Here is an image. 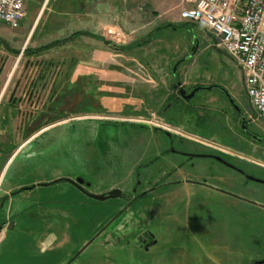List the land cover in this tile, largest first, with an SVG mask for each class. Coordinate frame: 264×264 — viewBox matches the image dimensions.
<instances>
[{
  "label": "rangeland",
  "instance_id": "374dc122",
  "mask_svg": "<svg viewBox=\"0 0 264 264\" xmlns=\"http://www.w3.org/2000/svg\"><path fill=\"white\" fill-rule=\"evenodd\" d=\"M194 2L107 0V23L102 27L105 43L101 44V53L92 52L94 48L89 53L82 48L74 51L68 41L78 37L71 34L59 39L52 36L46 38L51 41L48 44L60 41L53 45H60L58 49L52 51V46L40 50L43 47L40 46L32 48L35 52L29 54L25 49L30 46L24 45L25 27L0 23V93L2 102L11 97L16 103L21 126L17 127L18 141H21V145L25 144L42 130L63 124V127L59 126L45 134L40 145H36V151L41 150L42 144L46 145L43 149L48 148L46 153L34 157L32 161L33 170L43 169L35 175L36 178H50L54 171L60 169L68 177H82L90 182L91 192L103 193L108 187L118 185L127 193L137 177L133 157L134 150L138 148H133L136 142L133 143L131 125L123 121L107 124L110 119L95 124L72 121L80 118L99 120L104 117L146 120L193 135L187 129L177 128L170 120L158 116L174 102L167 110V118L179 110L183 116L178 121L187 124V120H190L193 126H199L202 136L195 134V137L240 154L244 152L252 160L264 165V142L244 136L240 115L221 91L201 90L196 98L175 101L177 92L173 89L176 80L173 70L177 67V75L187 89L214 83L225 86L246 118L251 120L250 129L264 136V118L258 116L251 107L242 72L235 61L217 46L214 34L203 25L179 17L176 21L165 19L168 13L180 16L181 9L193 6ZM110 30H114L115 34H110ZM38 33L36 31V35ZM87 41L86 38H79L76 43L86 45ZM108 43L116 44L119 49L110 47ZM26 90L38 94L36 103L27 105L31 114L24 119L18 107L19 96ZM3 140L4 137L0 136V141ZM139 141H145L144 148L150 144L148 136ZM109 143H113L115 148V151L111 148L110 155L104 150L105 147L110 148ZM119 154H124V160L107 159L108 155L115 158L120 157ZM168 158L175 167L184 160L172 154ZM212 163L210 159L201 158L196 160V164H199L197 169L185 167L181 172L192 174L195 178L201 174H216L218 176H214L212 183L240 194L247 201L227 198L226 194L194 184L168 187V190H174L166 197L168 218L165 224L155 223L152 227L160 240L157 249L164 252L163 259L160 258L157 264H238V253H241L245 243L250 247V261L264 258V183L245 182L234 170L216 162L211 166ZM246 169L250 174L264 179V173L250 167ZM39 189L36 192L50 193L59 203H83L89 207L85 211L91 218L104 217L123 202L122 199L108 198L100 202L88 198L68 182ZM193 195L199 197L197 204L203 218L198 227L210 217L216 232L197 230L199 209L195 208L197 204ZM163 212L156 210L160 216ZM82 221L89 224L87 219L82 218ZM208 224L211 226L210 220ZM211 235L217 241H212ZM200 236L207 237V242L197 241L196 238ZM54 238L53 233L46 234L41 239V246H55V243L51 245ZM57 242L59 246L65 245L66 235L62 233ZM216 242L219 245H211ZM27 249L32 251L34 247L29 246ZM96 250V245H92L83 254L92 261L90 264H109L110 261H115V264H138V261L151 260L156 255L153 254L154 250L150 254L137 251L130 258L124 250L108 249L105 253L109 257L106 260L108 262L104 263L96 256ZM29 252L23 250L21 257L27 256ZM17 253L18 250L15 251ZM8 257L12 258L10 255ZM16 257L21 259L19 255Z\"/></svg>",
  "mask_w": 264,
  "mask_h": 264
},
{
  "label": "water",
  "instance_id": "95a60500",
  "mask_svg": "<svg viewBox=\"0 0 264 264\" xmlns=\"http://www.w3.org/2000/svg\"><path fill=\"white\" fill-rule=\"evenodd\" d=\"M0 23H5V21L0 19ZM109 46L114 49H119V47L113 43H110ZM174 72H176V67L174 68ZM218 89L226 96L235 111L239 115H243L242 109L229 90L219 84L198 85L189 93L185 87L181 86L179 94L185 99H192L201 90L214 91ZM84 121H88L89 123L93 122L95 124L96 122L99 123L105 120L102 118L99 120L80 118L74 119L72 122ZM126 122L135 123L136 121L129 120ZM67 124L69 125L70 123ZM59 126L63 127V124H57L56 126L46 128L29 140L26 145L18 151L0 183V197L4 198V202L0 206V235L3 234V237L2 235L0 237V264H10L11 261L12 264H80L83 259L87 261L86 264H90L92 261L86 259L83 254L92 245H96V256L99 260L101 262L103 260L104 263H107L108 261L106 260L109 257L107 258L105 253L108 249L126 251L113 241L114 237H112L108 243L102 241L104 232L115 227L117 220H119L118 223L122 221L119 216L123 210L115 214L117 209L115 207L104 217L95 216L91 218L87 211H85V209L89 210V207L84 206L83 203H72L73 205H71L67 202V204H63L61 202L59 203L58 199L52 197L50 193L41 194L36 192L40 190L39 188L41 187L52 186L59 182H68L88 198L100 202L108 198L118 199L123 196V189L117 187L118 185L108 187L103 193L91 192L89 189L91 186L90 182H86L82 177H68L64 175L60 169L54 171L50 178H36L35 175L40 171L42 172L43 169H40V171L33 170L31 167L33 164L32 161L34 157L48 151V148L43 149L46 146L44 144L41 145V150L36 151V145H40V141L45 134L55 128H60ZM242 128L248 131L245 115L242 116ZM136 133L137 132L134 131L132 133L133 143L136 142V146L134 145L135 147L133 146V148H138V150H134L135 155L133 160H135V163L133 164V168H136L141 161L146 159L147 150H149L148 147L150 145L148 144L147 148H144L145 141L140 142L139 140L146 135H141L139 133L136 135ZM254 137L260 142H264V137L257 135H254ZM150 141L149 139V142ZM109 146L110 148L105 147L104 150L110 155L111 148H113L114 151L115 148L113 143H109ZM109 155L107 159H113V161H122L125 158L124 154H119L120 157L115 158ZM218 159L222 160L221 157H218ZM46 165H49V163L43 164V166ZM248 178L253 181L264 183L263 179L253 175H248ZM82 218L87 219L89 224L86 225L85 222L82 221ZM67 223L70 225V228H74L75 238L69 243L67 240L65 245L63 244L61 246H59V242H54L56 239L54 238L51 245L57 243L56 245L59 247V250L58 257L56 253L55 256H53L56 245L53 247L41 246V239L48 233L52 234L51 231H53L56 225H59L60 229H62L65 234L68 226ZM85 228H87L86 231ZM29 246L34 247V249L32 251L28 250L27 247ZM16 250H18L17 254H15ZM23 250H25V252H30L27 256L21 257ZM9 255L12 256V258H9ZM16 255H19L22 260L16 257ZM80 255L82 257H79ZM53 257H56L58 260L56 261ZM129 257L132 258V255ZM124 261H126V259ZM110 262L116 263L115 261ZM262 262L264 261H257L256 263L261 264Z\"/></svg>",
  "mask_w": 264,
  "mask_h": 264
},
{
  "label": "flooded vegetation",
  "instance_id": "af4514ba",
  "mask_svg": "<svg viewBox=\"0 0 264 264\" xmlns=\"http://www.w3.org/2000/svg\"><path fill=\"white\" fill-rule=\"evenodd\" d=\"M180 63L181 62L177 63V66H179ZM173 76L176 79L173 84V89L177 92L175 101H177L178 99H185L179 94L180 87H184V85L177 75V67L176 72H174L173 70ZM197 86L198 85L194 86L192 89L186 88L187 92H191ZM218 90L221 91L220 89ZM196 96L194 98H196ZM174 103L170 104L166 108V111H164L162 114H159L158 116L163 119H168V121L170 120L177 128H181L183 130L187 129L189 133H192L193 135H188L181 131L172 130L168 126L159 124L157 122L134 120L136 121L135 123H127L126 121H129L130 119H113L107 117L102 118L105 119V122H107L106 119H110L107 124L115 123L117 121L126 122L127 124L131 125L134 132H137L141 135L145 134L151 140V143L149 145L150 149L146 154V159L141 161L136 167L137 177L135 179V182L133 183V185H131V188L127 191V193L122 190L123 196L121 198H118L122 199L123 202L117 205L115 214L118 211L123 210L119 216L121 217L122 221L120 223H116L115 227H112V229L105 231L103 235L104 237H102V241H104L105 243H108L109 240L114 237L113 241L124 248L126 250V253H128L129 256L132 255V257L136 255L137 251L150 254V252L154 250L153 254L156 255L152 257L151 260L146 259L143 261H138V264H157V261H159V259L164 256V252L161 253V251L163 250L157 249L160 240L152 227L155 223L159 224L162 222L163 224H165V219L168 218L169 213L167 212V209H169V205L166 201V197L169 193H172L174 191L168 190V187H171L173 185L179 186L181 184H194L207 189H213L214 191L220 192L221 194H226L227 198L234 197L236 199L247 201V198L239 196L240 194H235L228 190L219 188L217 185L212 183L211 180L214 178V176L218 175L212 174L209 176L208 174H201L200 176H196L195 178L192 174H184L183 172H181L185 167H189L191 170H195L199 167V164H196V160L201 158L210 159L213 162L211 166H214L217 163L223 167H226L227 169H232L235 172L239 173V175L245 179V182L253 181L248 178V175L252 174H250L249 170L246 169L247 167L255 169V171L264 173V165L259 161L252 160L250 156H247L246 153L241 152L240 154L234 152L233 150H230V148H223L216 144L206 142L202 140V138H198V136L195 137V134H198L200 137L202 136V132L198 129L199 126L197 124L193 126L190 120H187V124H182L180 121H178L182 119L183 116L182 114H180L181 112L179 110L178 113L174 112L175 115L172 113L173 115L167 118V110L170 109V107ZM242 116H244V113L243 115H240V126L244 136L256 141L259 140L256 139L254 135L264 137L250 129L251 120H249L248 118H246L248 131L246 129H243ZM171 154L179 155L183 157L184 160H182L181 163L175 167L169 162L171 160L168 157ZM218 157H221L222 160H219ZM214 162L216 163L214 164ZM219 173L222 175H227L223 172ZM145 197L147 199H145ZM193 198L196 200L195 203L197 204V202L199 201V197H195L193 195ZM3 202L4 198L0 197V206L1 204H3ZM262 205L264 206V204ZM195 208L199 209L196 219V226L198 227L200 221H202L203 218L201 216V210L198 204L195 205ZM157 209L165 211L163 212L162 216L156 214ZM208 220H210L211 226L208 224ZM203 226L205 228H203ZM197 230H200L201 232L204 230L205 233L216 232V230L212 227V221L210 217L209 219H207V221L200 225ZM51 232L55 235L56 238L54 242L59 241L60 235L64 233V231L60 229L59 225L54 226L53 231ZM65 234L68 237V243L74 240V228H70L69 224L67 226ZM206 235L209 234H205V236ZM205 236L197 237L196 240L200 241L201 243H203L204 241L207 242L206 240H208V238ZM213 236L214 235H211L210 239L212 241H217V239ZM211 245L219 244L216 242ZM58 250L59 247L56 245V248H54L55 252L53 253V256H55L56 253V256L58 257ZM238 255V264H249L250 262L252 264H257V261H264V258L260 260L253 259V261H250V247L246 243L243 244V249L241 253H238ZM79 257L82 256L80 255ZM54 258L56 261L58 260L56 257H53V259ZM86 263L87 261L83 259L80 264ZM220 264H225V262H222Z\"/></svg>",
  "mask_w": 264,
  "mask_h": 264
},
{
  "label": "built area",
  "instance_id": "2783aa9c",
  "mask_svg": "<svg viewBox=\"0 0 264 264\" xmlns=\"http://www.w3.org/2000/svg\"><path fill=\"white\" fill-rule=\"evenodd\" d=\"M25 15L24 0H0V19L7 24L19 26ZM180 18L214 34L217 46L239 66L252 109L264 118V0H195L181 9ZM36 93L26 90L19 96L24 119L31 114L28 106L36 103Z\"/></svg>",
  "mask_w": 264,
  "mask_h": 264
},
{
  "label": "crops",
  "instance_id": "0c3cea01",
  "mask_svg": "<svg viewBox=\"0 0 264 264\" xmlns=\"http://www.w3.org/2000/svg\"><path fill=\"white\" fill-rule=\"evenodd\" d=\"M24 2L26 15L20 27H25L26 32L23 35L26 47L38 48L51 43L46 40L50 36L59 39V37H69L74 34L78 38L68 41L74 51L82 48L89 53L94 48L95 51L92 52L101 53V44L105 43L102 39L104 37L102 27L107 23V0H24ZM178 17L180 18L175 13H168L165 19L176 21ZM78 32L85 34H76ZM79 38L88 39V43L86 45L77 44L76 41ZM58 46H53L51 50L58 49ZM103 48L102 51L105 50ZM2 98L0 93V136L4 137V142L0 141V182L18 151L26 145V142L21 145V141H18L16 137L19 131L17 127H21L16 103L11 97L4 102Z\"/></svg>",
  "mask_w": 264,
  "mask_h": 264
},
{
  "label": "trees",
  "instance_id": "16d2710c",
  "mask_svg": "<svg viewBox=\"0 0 264 264\" xmlns=\"http://www.w3.org/2000/svg\"><path fill=\"white\" fill-rule=\"evenodd\" d=\"M76 34H85V33H83V32H78V33H76ZM3 42H4V41H3ZM59 43H60V41H56V42H54V43H52V44L45 45V46L41 47L40 50H46V49H49V48L52 47L53 45H57V44H59ZM0 44H2L1 40H0ZM108 44H110V43H108ZM25 51H27L29 54H31L32 52H35L32 48H28V47L25 49ZM19 192H20V191H19Z\"/></svg>",
  "mask_w": 264,
  "mask_h": 264
}]
</instances>
